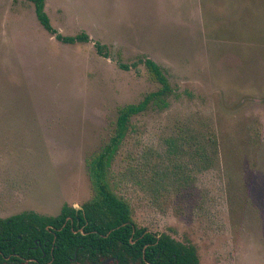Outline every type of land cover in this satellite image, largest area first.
<instances>
[{
	"label": "rangeland",
	"instance_id": "rangeland-1",
	"mask_svg": "<svg viewBox=\"0 0 264 264\" xmlns=\"http://www.w3.org/2000/svg\"><path fill=\"white\" fill-rule=\"evenodd\" d=\"M44 11L57 34L88 41L62 43L32 2L0 0V218L92 197L85 160L119 107L159 88L147 58L171 93L131 119L116 193L199 264H264V0H44Z\"/></svg>",
	"mask_w": 264,
	"mask_h": 264
},
{
	"label": "trees",
	"instance_id": "trees-1",
	"mask_svg": "<svg viewBox=\"0 0 264 264\" xmlns=\"http://www.w3.org/2000/svg\"><path fill=\"white\" fill-rule=\"evenodd\" d=\"M29 1L39 23L56 40L66 44L88 41L84 33L57 34L44 11V0ZM95 49L98 55L108 58L105 46L95 44ZM138 62L143 63L159 88L137 103L119 107L109 139L85 160L92 197L79 209L63 205L56 216L25 211L0 218V264H100L108 259V264H199L193 245L139 227L129 203L116 193L111 181V164L128 134L131 119L149 105H165L164 96L171 93L169 82L155 62L147 58ZM119 67L128 69L122 64ZM174 171L180 172L181 167ZM182 182L187 181L183 178Z\"/></svg>",
	"mask_w": 264,
	"mask_h": 264
},
{
	"label": "water",
	"instance_id": "water-1",
	"mask_svg": "<svg viewBox=\"0 0 264 264\" xmlns=\"http://www.w3.org/2000/svg\"><path fill=\"white\" fill-rule=\"evenodd\" d=\"M111 261V259L105 260L104 262L100 263V264H108Z\"/></svg>",
	"mask_w": 264,
	"mask_h": 264
}]
</instances>
